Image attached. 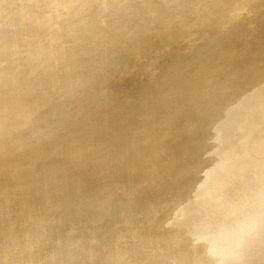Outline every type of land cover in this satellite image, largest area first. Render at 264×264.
I'll return each instance as SVG.
<instances>
[{
  "label": "rangeland",
  "instance_id": "1",
  "mask_svg": "<svg viewBox=\"0 0 264 264\" xmlns=\"http://www.w3.org/2000/svg\"><path fill=\"white\" fill-rule=\"evenodd\" d=\"M209 47L213 49L208 53ZM173 50L176 55L168 53ZM168 64H171L172 69L170 75L166 76L163 74V68L161 70L158 67L160 65L165 67ZM237 64L239 68L234 69ZM182 71L185 75L180 77ZM4 80H11V85L7 84L9 87L5 85ZM18 80L29 83L24 87L25 90L24 88L21 89L23 91L18 90L20 89ZM143 83H146L145 87ZM263 83L264 0H0V158H2L0 173L3 172L0 176V180H3L0 181V230H2L0 260L9 257L7 263L13 260L9 264H17L18 254L30 247L27 259L24 261L26 264H52L53 258L63 255L55 251L60 243L56 237L58 232L68 233L74 228L73 234L86 235L81 231L82 223L79 220L91 217L88 210H91L94 203L97 207H102L107 202V199L97 197L91 190L104 191L114 183L116 184L113 187L121 184V176L112 184L114 180L112 175L99 176L109 174L110 170L121 167L120 157H112L111 154L104 157L105 151L109 154L110 151L116 150L114 149L116 144L112 141L117 136L123 135V132L131 133V141L126 145L133 147L127 151L135 149L139 152L136 143L140 141V132H143L144 138L145 133L153 131L156 134L149 135V142L160 137H168L169 142L176 140L171 144L179 147L181 155L185 156L187 153L190 154L189 157H193L194 147L198 145L195 143L192 145L190 142L183 145L185 139L193 135L198 139L199 145L205 147L203 148L205 157L212 159L215 154L212 150L215 142H211L212 137L206 136L214 127V121L211 120L193 131L194 123L191 121L193 119L199 121L202 114L213 118L220 113H226V108L216 98L223 91L229 99L234 97V93H241L243 98L238 105L242 106L247 101L245 95L252 92L254 85ZM136 84L143 85H141L142 88L144 87L142 93H138L139 86L136 91L131 89ZM205 89L208 91H204ZM262 95L260 93L259 99L255 97L254 104H250L243 116L244 119L251 113L257 123L260 118L259 121L264 124V116H262L264 96L260 98ZM108 101H112L109 102L112 104L105 106ZM92 105L95 108H92ZM120 110L122 115L116 126L104 130L109 123L110 115ZM101 111H104V114L99 116L102 114ZM230 118L225 116L220 125L223 124V127L228 125L227 127L231 128L233 124ZM156 123L158 130L155 132L152 128L156 127ZM234 126L236 128H231V131L236 134L239 126L236 124ZM188 128L189 130L185 131ZM98 132L101 137L96 139ZM243 132L242 134L245 133ZM263 136L254 134L249 140L239 143V148L230 156L234 158V162H246L248 166L237 167L234 170V180L227 186L228 189H222L221 193L219 191L218 196L215 195L216 192L205 193L211 197L201 192L200 196L203 197L197 195L198 203L193 206L188 205L187 202L193 199L195 192L185 190L187 193H182L183 195L177 200L187 203V207L185 208L186 204L183 202L184 207H180L181 211L179 208L173 216L165 211V215L175 218L174 225H179L186 217L187 219L183 221L185 223H182L192 228V224H195L192 220L198 216L196 214L199 213L198 217L202 216V210L205 211L214 196L222 198L230 192L229 196L233 198H227L226 201L234 199L235 189L248 180L250 184H244L246 189L248 187L246 192L253 193L247 195L244 191L242 195L249 196L246 200H250L252 194L255 196L254 192L262 185L258 183L255 186L254 181L263 177L264 170L247 174L261 162L264 146L249 151L248 154L247 150L263 141ZM200 156L198 155L199 161L202 158ZM97 158L99 163H95ZM39 160L49 163L50 166L46 167L47 170L44 169L45 167L40 169L42 171L38 180L30 181V178H22L24 170H29L32 163ZM140 162V158L136 159L135 164ZM205 163L204 165L201 163L202 169L198 173L197 185L202 182L204 173L208 169ZM122 166L124 170L129 165L122 164ZM155 166L147 163L139 167L143 174L141 185L143 189L146 187L147 190L153 189L152 195L156 193L154 188L158 187L157 184L159 186L162 184L157 182L159 178L157 181L154 180L157 177H154L156 175L153 172V176L149 174ZM217 170L216 172H219ZM227 173L223 170L216 174L223 177ZM254 174L257 175L256 178H253ZM148 180L153 181L152 184L149 185ZM46 181L48 185L50 184L48 188L39 190L36 186L37 182ZM176 181H174L175 185L171 181L173 184L169 185L170 182H167L159 189L167 188L166 190L161 188V191L167 192L170 187L168 193L172 190L177 191L179 181ZM252 181L254 183H251ZM213 182L215 184L216 180L214 179ZM252 184L254 186L252 189L257 188L256 191L251 189ZM171 186L174 188L171 189ZM22 190H26L27 194L30 193L28 196L30 198L25 200L27 203L23 201ZM151 191L150 193L147 191L149 196ZM166 192H157L154 198L157 199L160 194L165 196ZM253 195L251 200L254 199ZM164 196H162L164 202L167 201L165 204L161 201L162 198H158L160 201L158 205L163 203L161 209H167L169 207L167 205L170 204V207H174L175 202L173 203L172 200L175 199L172 197L169 199V194L168 199ZM129 200H132L131 194ZM39 204L46 206L43 211L32 210L33 206L37 207ZM225 205L223 209L227 208V204ZM160 207L159 215L156 214L157 208L152 207L144 214L142 220L145 218L150 221V225L151 221L154 224V220L162 216ZM187 208L194 209V212L192 209L189 210L192 215L187 212ZM182 210H185V213ZM109 211L111 209L107 212ZM223 212L218 213L219 219L221 217L219 214ZM194 213H196L195 217ZM65 214L68 215L64 216ZM38 218L47 221L55 218L56 220L53 224H47L48 222L44 220L39 223ZM162 218L163 216L158 219L159 221L155 220L154 225L157 224L158 227L159 224V226L162 223L166 224L167 221H163ZM212 218L210 216L207 218L208 225L209 221L213 225L217 222L216 216ZM36 222L39 225H33ZM29 224L32 227L38 226V230L42 231L43 238L36 241L39 244L37 247L32 242L37 236L33 234V228L29 227ZM9 225L8 228L14 232L5 235L4 228ZM130 225L136 230L139 228L138 224L134 225L132 221ZM24 228H29L27 235L21 240L17 239ZM220 232L217 231L216 234L223 237V231ZM179 234L184 233L179 232ZM217 235L209 234L207 237L206 232L203 234L207 238L210 236L211 239L208 241H218L221 237L219 236L218 239ZM185 236L189 246L184 243L186 239L183 240L186 245L183 246L181 243ZM185 236H176L178 240L173 239L174 243L169 244L175 246L176 241V249L173 245L171 247L174 252L181 253V259L184 258L182 254L187 248L195 249H191L190 242L193 243L196 238L188 237L189 234ZM25 238L32 240L22 241ZM157 238L160 239L159 234ZM5 239H8L9 243L1 245ZM81 241L80 244L78 243L80 246L76 245L77 248H74L76 249L74 254L79 259L84 258L86 255L84 252L88 250V245L86 250L85 246L81 247L86 245L85 239ZM159 241L157 240V243ZM177 241L181 243L182 249ZM158 244H152L157 248L151 246V249L165 254L160 242ZM158 247L161 251L157 250ZM171 247L165 248L166 251L168 250L167 255L171 252ZM233 247H230L229 251L233 250ZM45 250H54L55 254H45L42 257ZM153 250L149 249V252ZM156 251L154 250L152 254L147 252V255L156 254ZM226 251L229 252L228 249ZM259 252L263 255L264 250ZM259 252L256 257L259 256ZM177 253H175L176 259L171 258L175 259L173 263L178 264V260L181 259H177L179 257ZM9 254L12 256L10 257ZM261 255L259 257L264 259ZM37 257L41 258L39 263L33 261V258ZM169 257L170 255L168 261L171 260ZM109 259L110 255H105L101 261L93 259L89 264H99ZM261 259L260 261L264 262ZM242 260V264H245V259ZM81 261L83 262V259ZM245 262L249 264L250 260ZM254 263L255 261L250 264ZM62 264H65V261H62Z\"/></svg>",
  "mask_w": 264,
  "mask_h": 264
},
{
  "label": "bare ground",
  "instance_id": "2",
  "mask_svg": "<svg viewBox=\"0 0 264 264\" xmlns=\"http://www.w3.org/2000/svg\"><path fill=\"white\" fill-rule=\"evenodd\" d=\"M181 39H183V38H180V40ZM212 49H213L212 47H209L207 49V52L208 53L211 52ZM168 53L171 55H176V52L174 50L170 51ZM247 55H250V54H247ZM184 64H185V61H184ZM158 68H161V70L163 68V74H166V76H168L171 73L170 71L172 69V66H171V64H168L165 67L164 66L162 67L160 65V67H158ZM238 68H239L238 64L236 66H234V69H238ZM184 75H185L184 71L180 72V74H179L180 77H183ZM11 82H12L11 80H4L5 85H7V84L11 85ZM18 83H20V84H18V88H20L18 90H21L22 88L26 87L27 84H29L28 82L25 83V82L20 81V80H18ZM145 84H144V87H145ZM141 85L142 84H136L131 89H133V90L135 89L134 91H136V89H138V86H139L140 90L138 91V93H142L144 90V87L142 88L143 85L142 86ZM200 89H202V88H200ZM23 90H25V88ZM23 90H21V91H23ZM206 90L208 91V89H205L204 91H206ZM211 90H212V88H211ZM263 92H264V83L259 84V85L255 84L251 93H247V91H246L247 95H245V96H247V98H246L247 101H246L245 105L239 106L238 103L243 98L241 93H239V92L236 94L234 93V97L229 99V98H227V95L223 91L216 98L218 99L217 101H219V103H222L224 105L223 107H225L227 110L226 113H222V114L220 113L213 118L209 117L206 114H205V116H204V114H202L200 116L201 118H199V121H196L195 119H193L191 121L194 123L192 131L195 129H199V127L203 126L204 124L209 123L211 120L214 121V124H215L214 127L209 131V133L206 136V137H208V136L212 137L213 140L211 142H215L213 144L214 148L212 149L215 152V154L213 155L212 159L211 158L207 159L208 156L205 157V155L203 153L204 152L203 148H205V147H202L201 145H199L200 143L198 142V139L193 135L192 136L190 135L188 138H186L184 143H183V145L185 143H188V142L192 143V145L194 143L198 145V146L194 147L195 148V150H194L195 155L193 157H189L190 154L188 155L187 153H185L186 157L181 155L179 153V147H177V146L175 147L174 144H171V143H175L176 140H173V142L172 141L169 142L168 137H165V136L160 137V139L157 138L154 141L149 142L148 141L149 135L153 134L154 133L153 131H150L149 133H145L144 138L142 137L143 132H140V141H138L136 143V147H139V152H137L135 149H132V151H131V149L129 151H127V149L133 147L132 145L131 146L126 145L127 142L131 141V133L130 134H124V132H123L122 133L123 135L117 136L115 139H113L112 143L116 144L114 147V149H116V150L110 151L109 154L107 151H105L104 157L109 156L110 154L112 157L113 156L120 157L121 158V167L120 168L116 167L113 170H110L109 174H103V175L100 174L99 176L102 177V176H106V175H112V177H114V180L111 182V184L113 182H115L116 179L119 178V176H121L122 179L120 181H121V184L123 186L121 184H118V186L116 185L117 187L116 186L113 187L116 184V183H114V184H112L111 187L106 188V190H104V191H102V190L98 191L96 189L91 190L94 192V194L97 197L107 199V202L102 207H99V206L97 207L95 205L96 203H94L93 204L94 206L91 208V210H88L91 213V217L90 218L87 217L85 219L79 220L82 223L81 224V231H82V233L84 232V234H86V235L83 236L81 234V236H78L76 234H73L74 228H72L71 232L67 233L64 230V232H66V233L62 234V233L58 232L56 234V237L58 238L60 243L56 247L55 251H56V253H61L63 255H61L58 258H53L54 260L51 263L52 264H62V261H65V264H83V262L86 261L89 264L93 259L97 260V261H101L105 257V255H110V259L108 261L100 262L99 264H168V263L172 264L174 262V260L176 259L175 253H177V252H174V250H172L171 246L173 244H171L170 246H169V244L171 242H173L174 241L173 239H176L179 235L185 236V234H186L188 236V234H189L188 237L192 236V237L196 238V239H194V241L192 238H190V240L192 239L191 241H193V243L188 241L191 244V246H190L191 249H193V248H195V249L190 250V248L188 249L186 246L185 248H187V250H188V253H187V250L185 251V249L183 248L185 253H187L186 254L187 256L185 255V253H183L184 255L182 254V256H184V258L182 257L183 259H181V257H180L181 253L178 254L179 253L178 252L177 257L179 256L180 258L178 257L177 259H181V260H178V264H240V263L242 264L243 258L245 259L244 260L245 264L248 263V262H245L248 260H250L249 264L253 263L254 261H255L254 264H264V262L260 261L261 258L259 257L261 255V252H259V251L264 250V175H263V177L260 176L262 179L258 178V181L260 179L259 182L256 181L257 179L254 181L256 183H254L253 181L251 182V183H254V185L255 184L258 185V183H260V185H262V187L258 188V190L256 191V189H257L256 187H255L256 188L255 190L252 189L254 187L252 184L251 189L257 192V193L254 192L256 194L255 196L252 194L254 196L253 200H251L253 198L252 195L250 196L251 199L249 198L251 201L248 199L246 200V198H248L249 196L245 197L244 195H242L244 191L246 192V190H248V187L246 189V186L244 185L245 183H249V180H248V182L246 181L244 184L241 183L235 189L234 199H228L229 201H226L227 198L231 197V196H229L230 192L228 194H226V192L228 191L227 190L226 192H223V194L225 193L227 195V196L225 195L226 197H224L221 194L223 197L222 196H220V197H222V198H219V197L216 198V196H214V198L211 199V201L208 204V207H206V209L204 211L205 213L202 210V216L198 217L199 213L198 214L194 213V215H193L194 217H195V214L198 215L195 217L196 222H194L195 219L192 220V222L196 224V225L194 224L195 227H193L194 225L192 224V228H190V227L188 228L187 225L185 226L183 224V223H185L183 221L185 220L186 217L184 219H182L183 221H181V223L179 225L173 224V223H175V222H173V221H175V218L167 217L169 215L173 216V214H176L178 212V209L184 205V203H185L184 201H183L184 202L183 203L177 199H179V197H181V195H183L186 192L185 190L188 191V189H189V190H192L195 192L193 199L191 201L187 202L188 205L193 206V204L195 205V203L197 202V200H196V199H198V198H196L197 195L200 196L201 192H202V194L203 193L207 194V192H210V193L212 192L215 194V192H216L215 195H217V193L219 191H220L219 193L222 192V189L223 190L228 189L227 186L232 182V180H234V170L237 167L245 168L248 166V164L246 162L245 163L234 162V158H232L230 156L234 155V152H236V150L239 148V143L249 140L250 137H252L254 134L264 135V124H261L262 122L259 121L260 118H258L259 120L257 123V120L254 119L253 114H251V113H250V116L246 117V119H244V117H243L246 110L249 108L250 104L253 103V101L256 99L255 97H258V99H259L260 93L262 95ZM263 96L264 95L260 96V98ZM93 102H95V101H93ZM109 102H112V101H108V103L106 102L105 106H109L110 104H112ZM94 104H97V102H95ZM186 104H189V103H186ZM69 107H68V109H69ZM72 107H74V106H72ZM91 107L95 108L94 105H92ZM71 109H73V108H71ZM104 111H101L102 114H100L99 116H102L104 114ZM121 112L122 111L120 110L119 112H116V113L110 115L109 123H108V125H106L104 130H106L107 128H109L113 125L116 126V124L119 122V120L121 118V115H122ZM195 114H197V113H195ZM262 114H263L262 116H264V109L263 108H262ZM225 116L231 117L230 119H231L232 124H233V126H231V128L235 127L234 126L235 124H236V126L237 125L239 126V128H237L238 133L234 134L231 131V128L227 127L228 125L226 127H223L222 126L223 124L220 125L223 122L221 120ZM10 117H12V116H10ZM203 118H206V119L203 120ZM263 118L261 120H263ZM19 120L21 121V118H19ZM231 121H230V123H231ZM259 122L261 125L259 124ZM232 124H229V125H232ZM152 129L155 130V132H156V130H158V124L156 123V127L152 128ZM188 130H189V128L185 129V131H188ZM244 130H247V131H244ZM99 131L103 132L102 130H99ZM192 131H189V132H192ZM242 132L244 134H242ZM99 133L100 132L97 133L98 135H97L96 139H99L101 137V134H99ZM154 134H156V133H154ZM263 138H264V136H263ZM173 139H175V137ZM263 142H264V140L256 143L252 148H250V147H249V149L247 148L248 149L247 154L250 153L249 151H255L256 149H260L261 147H263L264 146ZM187 145L191 146V144H186V146ZM81 146H83V145H81ZM124 146H127V147L125 148ZM186 149H188V148H186ZM186 149H185V151H186ZM134 153H135V155H134ZM133 155H134V157H133ZM198 155L202 156L200 161L198 160L199 159ZM139 158L141 159L140 164L139 163L135 164L136 159H139ZM1 159L2 158H0V160ZM195 160H196V162H198V164L195 162ZM96 162L97 163L100 162L98 158L96 159L95 163ZM147 163H151V164L156 165L155 168L150 170L149 174L150 173L152 174V172H153L156 175L154 177H157V179H154V180L157 181L160 179L159 181H157V182L162 183V184H160V186H163V184L165 186L167 182H170L168 184L171 185L172 182H174L176 180L179 181L178 182L179 186L177 185L178 186L177 191L172 190L173 192L171 191V193H168V190L170 189V187H168L169 189L167 190V192L161 191L162 187L159 189V187H160L159 184H157L154 181L158 185L157 188L156 187L154 188L156 190V193L157 192H160V193L166 192V194H165L166 199H168V198L169 199H172V198L175 199L174 201L172 200L173 203L175 202L174 207H170L171 204H170V202H168L170 205H167V206H169L170 208L166 207L167 209H165L163 207L165 210H162L161 209L162 207H160V206H162L163 203L158 205V203L160 202L158 200V198H160V199L162 198L161 201L164 202L163 197H162L164 195L160 194L161 196L159 195L160 196L159 197L158 196L159 193H158L157 194L158 197H157V199H155L156 197L154 198V196L156 193L154 192V194L152 195L153 192L151 191L153 189L147 190V187H146V189H143L141 182H140L141 180H143V174H142V172H140L139 167L141 165L147 164ZM201 163L202 164L205 163L206 165H208V169L204 173V178H203L202 182L197 185L196 182H197V178H198V173L202 169ZM122 164L123 165H129V166H127L123 170ZM193 164H195V165H193ZM192 165H193V167H191ZM48 166H50V164L49 163L46 164L42 160L35 161L32 163L31 168L29 169V170H31V172H28L29 170H24L25 171L24 175L22 174L21 176H22V178H30V181H33L34 179L39 178V176L41 175L42 170H40V169H42L44 167H45L44 169H46V167H48ZM13 168H16V167H13ZM191 169H192V171H189ZM261 169L264 170V152H263V155L261 158V162L258 163L257 167L253 168L249 172V174H247V175H251L253 173H256L257 170L262 171ZM216 170L219 172H223V170H224L228 173L225 176L221 177V176H217L216 173L219 174V172H216ZM2 173H0V176H2ZM22 173H23V171H22ZM31 175H33V176H31ZM255 175L256 174L253 175V178L255 177ZM152 176H153V174H152ZM152 176H151V178H153ZM148 178H150V177H148ZM214 179L216 180L215 184L213 182ZM218 179H220V180L218 181ZM248 179H250V177H248ZM0 181H3V180L1 179ZM148 182H149V180H148ZM148 182H146L147 186H148ZM152 182H149V185H150V183L152 184ZM176 182H174V184L173 183L172 184L175 185ZM261 183H263V184H261ZM156 184H155V186H156ZM249 184H247V186ZM49 185L47 184V181H46V182H37L36 186H38L37 188H39V190L40 189L44 190V188H46V187L48 188ZM172 186H171V189L174 188V187L172 188ZM149 188L150 187H148V189ZM157 189L160 191H158ZM166 189L164 188L163 190H166ZM146 190L149 193L151 191V196H149V193L147 194ZM247 192H249V191H247ZM247 192H246L247 195L253 193V192H251V193H247ZM29 194L30 193L27 194L26 190L25 191L22 190V196L24 197V200H23L24 203L27 201L26 199L30 198V197H28ZM130 194L132 195V200H129ZM168 194L170 195L169 197H168ZM206 194H205V196H207V197L210 196V195H206ZM232 195H234V193ZM165 196H164V198H165ZM200 197H203V196H200ZM231 198H233V196ZM166 202L167 201H165L164 204ZM187 203H185L186 204L185 208L187 207ZM225 204H227V208L223 209V207L226 206ZM223 205H225V206H223ZM157 206H159L160 209L162 210L161 215L163 216V218H162L163 221L164 220L167 221L166 224L162 223V225H161L162 227L159 226L160 224L158 225V227H157V224L154 225L155 220L159 221L158 219L159 218L161 219L162 216H159L158 219H155V220L153 219L154 224L152 223L153 221H151V225L149 224L150 221L148 219L144 218L142 220L143 216H145L144 214H146L148 209H150V208L152 209V207H155V208H157V211H158L159 207H157ZM192 206H189V208ZM45 207L46 206L44 204H41V205L39 204V206H37V207L33 206L32 210L43 211L45 209ZM221 207H222V209H221ZM155 208H153V209H155ZM108 209L109 210L111 209V211L107 212ZM191 209H189V210H191ZM186 210H188V208ZM189 210L187 211L188 213H190ZM192 210H193L192 212H194V209H192ZM165 211H168L170 214L165 215ZM180 211H181V208H180ZM218 211L219 212L224 211L222 214H219V215H221L220 219L217 216L219 213ZM155 212H156V210H155ZM182 212L185 213V210L184 211L182 210ZM6 213L10 214V212H6ZM214 213L216 215H213ZM156 214L159 215L160 212L158 211V213H156ZM186 214H185V216H186ZM190 214L192 215V213H190ZM200 214H201V212H200ZM66 215H68V214H65L64 216H66ZM211 215H213V216H211ZM154 216H155V213H154ZM209 216L211 218L212 217L215 218V216H216L215 219L218 218L217 222L214 223V225L210 221H209L210 224L208 225L207 218ZM157 217H155V218H157ZM194 217L189 216V218H192V219ZM43 220L47 221V219L38 218L39 223ZM55 220H56V218H55ZM55 220H48L47 224H53L55 222ZM188 220L191 221V219H188ZM208 220H210V218ZM211 220H213V218ZM131 221L133 222L134 225L138 224L139 228L137 230L135 229L134 226L130 225ZM38 222H36V224H33V225H39ZM186 223H187V220H186ZM188 224H191V223L188 222ZM28 226L32 227L31 224H29ZM8 227H10V225L6 226L4 228L3 232L5 235H6V233L14 232V230H11ZM6 228L9 230H7ZM32 228H33V234L37 236V239L32 240L29 238H25L22 241L32 240V242L35 244V247H37V246H39V244L36 241H39L41 238H43V234H42V231L38 230V226H34ZM159 229H161V230H159ZM156 230L158 232H156ZM1 231L2 230H0V232ZM28 231H29V228H24L19 233V237L18 238L16 237V238L21 240V238L24 235H27ZM217 231H219V232L223 231L222 232L223 237H221L222 235H219L221 237L220 239H219V236L216 234ZM179 232L184 233V234H179ZM205 232H206L207 237L209 234H210V236H211V234H212V236L217 235L219 240L218 241L217 240H210L211 242L208 241L211 238H210V236H209V238L204 237L203 234ZM16 233H18V232H16ZM158 234L160 236V239L157 238ZM220 234H221V232H220ZM15 235H17V234H15ZM0 236H1V234H0ZM81 237H83V238L85 237L84 239H85V243H86V245H81V247L85 246V250H86V246L88 245L87 246L88 250H86L84 252V253H86V255H84V258H82L83 262L81 261L82 259H79L74 254L75 253L74 251H76V249L74 250V248H77L75 246L78 245V247H79L80 246L79 242L81 240L84 241V239ZM181 237H183V236H181ZM201 237L204 239H202ZM206 238H207V240H206ZM179 239H180V237H179ZM185 239H186V236L184 239H182V242H181L183 246L188 244V243H186L187 239H186V241H184V243H186V244L183 243V240H185ZM215 239H216V237H215ZM157 240L158 241L160 240L159 241L161 244L160 246L163 247L161 249H163L162 251L165 250V254H163L164 252L159 253L156 251V249H154L156 251V254L154 253L151 256H149V254L147 255V252L148 253L151 252L150 254H152V252H154V250L151 249V246L152 247H155V246H153L152 244L159 245L158 244L159 242L157 243ZM177 240H178V238H177ZM83 241H81V242H83ZM179 241H181V240H179ZM7 243H9L8 239H5V240H3L1 245H6ZM177 243L179 244V247L180 246L182 247V245H180L181 244L180 242L177 241ZM69 246L71 247V249ZM168 246H169V248L171 247V249H170L171 252L169 250V252H170L169 258H171V257L175 258L174 260H172V258H171V260L169 259L171 261V263H170V261H168V256H169V255H167L168 250L166 251V249H165V248H168ZM175 246H176V241H175ZM175 246H174V249H176V247H177V246L176 247ZM188 246H189V244H188ZM230 247L231 248L233 247L234 249L233 250L231 249L229 251ZM155 248H157V246ZM28 249H30V247L25 249V251H23V253L20 252L18 254L17 264H26L24 261L27 259ZM149 249L153 250V251L149 252ZM161 249L158 247L157 250L161 251ZM226 249H228L229 255H228ZM183 250L181 252H183ZM55 251L54 250H45V251H43L42 257L45 254L46 255H50V254L54 255ZM129 251H132V252H129ZM177 251H179L178 248H177ZM173 252H174V256H173ZM258 252H259V256H257L258 257L257 258L255 255H258L257 254ZM10 253H12V252H10ZM127 253H129V255ZM130 253H131V255H130ZM133 253H135V254H133ZM262 254L263 255H261V257L262 256L264 257V252H262ZM9 255H10V257L12 256L11 254H9ZM146 256H147V258L145 259ZM252 256H253V259H254V257H256L254 259V261L252 259ZM132 257H134L135 260ZM207 257H208V259H207ZM250 257H251L252 261H251ZM140 258H141V260H139ZM130 259H132V260L130 261ZM8 260H10L9 257L6 258L5 260L1 259L0 263L5 264V263H7ZM241 260H242V262H240ZM261 260L263 261L264 259L262 258ZM33 261H35L36 263H39L41 261V258H39V257L33 258ZM9 262L11 263V262H13V260L9 261ZM9 262L7 264H9ZM87 263L84 262V264H87ZM173 264H177V262L173 263Z\"/></svg>",
  "mask_w": 264,
  "mask_h": 264
}]
</instances>
